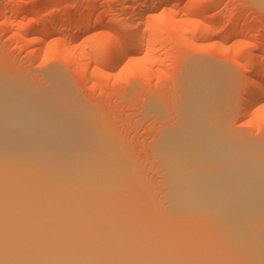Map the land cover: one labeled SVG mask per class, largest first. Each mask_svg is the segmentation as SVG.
<instances>
[{
  "label": "bare ground",
  "instance_id": "bare-ground-1",
  "mask_svg": "<svg viewBox=\"0 0 264 264\" xmlns=\"http://www.w3.org/2000/svg\"><path fill=\"white\" fill-rule=\"evenodd\" d=\"M132 5L128 9L137 13ZM135 15L118 17L124 33L111 36L114 51L126 63L140 44ZM180 27L175 25V30L183 39ZM122 41L125 48L119 44ZM196 68L201 67L189 70L193 73L185 82L182 124L159 142L168 214L181 226L190 219L197 221L194 239L182 237L181 226L169 231L176 232L173 235L130 216L120 197L135 176L123 167V160H116L94 128L81 126L75 110H68L69 101L59 105L57 91L54 96L50 91L45 102L0 84V264H70L71 257L99 264H184L191 258H206L210 264H264V155L254 152L259 147L244 148L210 124L209 111L224 90L212 69L199 73L202 68ZM263 70L260 59L254 71ZM56 78L49 80L54 90L59 87ZM250 80L253 89L247 92L246 110L264 96V78ZM175 244L200 249L182 252L173 249ZM61 245L81 249L65 250ZM92 245L115 249L104 261V252L87 247Z\"/></svg>",
  "mask_w": 264,
  "mask_h": 264
},
{
  "label": "rangeland",
  "instance_id": "rangeland-1",
  "mask_svg": "<svg viewBox=\"0 0 264 264\" xmlns=\"http://www.w3.org/2000/svg\"><path fill=\"white\" fill-rule=\"evenodd\" d=\"M140 1L0 0V84L45 102L50 91L54 92L52 96L57 91L61 107L69 101L68 110H75L81 126H89L91 131L94 128L116 160H123V167L135 176L131 188L120 197L130 216L176 235L169 231L180 229L182 224L168 214V184L159 142L182 124L184 91L194 67L202 68H196L199 73L212 69V76L220 77L219 87L224 90L223 98L209 111L210 124L220 127L224 135L229 134L226 137L242 147L264 146V96L246 110L247 92L253 89L250 78H264V70L260 74L254 71L260 59L264 61V0ZM131 3L137 13L128 9ZM126 15H135L141 35L139 48L130 53L132 60L128 63L119 59L111 40V36L124 33L117 19ZM175 25L183 26V39L177 37ZM34 36L39 39H32ZM119 44L121 48L126 46L124 41ZM50 73L59 77L61 81L56 82L62 88L53 89L57 78L49 77ZM50 78H54L52 83ZM259 148L254 150L257 155L264 153ZM138 200L144 203L137 204ZM155 213L161 217L160 222ZM194 222L197 224L194 219L188 220L189 228L181 226L185 239L195 238L199 223ZM175 245L173 249L182 252L200 249L199 245H193L195 249ZM94 246L87 247L104 252V261L115 249L113 245ZM70 247L81 249L62 248ZM191 259L183 263L212 262ZM68 263L99 261L71 257Z\"/></svg>",
  "mask_w": 264,
  "mask_h": 264
}]
</instances>
